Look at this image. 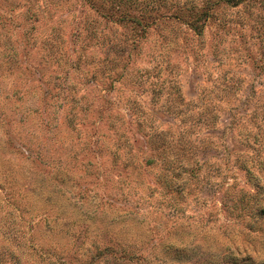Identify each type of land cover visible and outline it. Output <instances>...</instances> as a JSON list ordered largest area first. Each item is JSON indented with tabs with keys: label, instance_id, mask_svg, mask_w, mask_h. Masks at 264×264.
Instances as JSON below:
<instances>
[{
	"label": "rangeland",
	"instance_id": "1",
	"mask_svg": "<svg viewBox=\"0 0 264 264\" xmlns=\"http://www.w3.org/2000/svg\"><path fill=\"white\" fill-rule=\"evenodd\" d=\"M262 165L264 0H0V264H264Z\"/></svg>",
	"mask_w": 264,
	"mask_h": 264
},
{
	"label": "trees",
	"instance_id": "2",
	"mask_svg": "<svg viewBox=\"0 0 264 264\" xmlns=\"http://www.w3.org/2000/svg\"><path fill=\"white\" fill-rule=\"evenodd\" d=\"M241 0H227V2L231 3V4H237L238 2H240ZM264 171V166L262 165L261 169H260V173ZM256 178V177H253ZM259 189V188H258ZM261 189V188H260ZM259 201V200H258ZM262 208V206H260ZM262 211V209H259Z\"/></svg>",
	"mask_w": 264,
	"mask_h": 264
}]
</instances>
